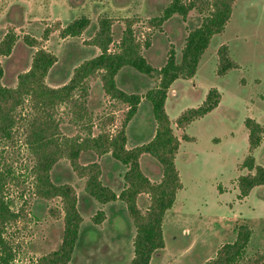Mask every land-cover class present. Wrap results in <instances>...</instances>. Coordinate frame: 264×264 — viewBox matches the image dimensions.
<instances>
[{
  "label": "rangeland",
  "instance_id": "374dc122",
  "mask_svg": "<svg viewBox=\"0 0 264 264\" xmlns=\"http://www.w3.org/2000/svg\"><path fill=\"white\" fill-rule=\"evenodd\" d=\"M171 1L0 0V43L9 31L17 35L11 53L0 59L4 69L1 81L5 86H16L19 74L31 68L36 51L44 48L57 56L46 83L52 87L66 84L78 65L101 53L90 41L102 18L114 21L111 51L117 48L128 25L125 19L129 18L141 52L152 66L162 67L172 48L180 60L188 34L201 24L208 10L201 11L199 7L206 3L198 0L199 7L186 18L174 15L159 24V17ZM81 17L91 22L81 35H62V29ZM26 35L35 38L37 44L29 45ZM222 45L227 46L234 65L225 75L218 72ZM116 82L125 92L143 95L156 85L155 80L131 67H124ZM213 88L221 95L218 107L186 128H178V116L187 108L199 106ZM86 105L92 111L93 135L104 130L119 131L129 109L128 104L106 94L100 77L90 81ZM166 106L174 131L181 138L176 163L183 189L165 217V247L153 254L150 264H203L221 245L235 240V226L242 223L253 229L246 255L260 254L264 264V185L255 186L242 199L238 186L240 176L254 172L242 166L249 154L264 166V137L261 145L251 151L246 126L248 118L264 126V0H235L225 30L212 38L195 76L173 83ZM58 118L64 135L81 139L87 134L83 121L74 117L70 103L60 105ZM155 130L151 104L144 98L127 123V146L132 148L149 141ZM183 134L193 136L194 141L183 140ZM0 155L19 175L11 182L8 195L14 208L22 209L26 216L10 228L9 235L19 245L17 264H27L61 244L64 232L61 201L35 194L32 159L23 136L14 145H0ZM79 159L82 164L99 162L103 183L116 193L121 192L126 167L111 153L100 156L87 151ZM140 163L152 182L161 181L163 169L157 159L144 154ZM51 179L75 188L83 217L79 241L68 264H130L136 230L126 203L119 199L109 203L94 199L85 189L86 178L78 176L66 158L54 165ZM138 205L146 210L150 196L141 194ZM99 211L105 213V218L96 223Z\"/></svg>",
  "mask_w": 264,
  "mask_h": 264
},
{
  "label": "trees",
  "instance_id": "16d2710c",
  "mask_svg": "<svg viewBox=\"0 0 264 264\" xmlns=\"http://www.w3.org/2000/svg\"><path fill=\"white\" fill-rule=\"evenodd\" d=\"M206 3L199 7L198 0H172L159 17L161 24L174 15L186 18L191 10L198 8L208 10L201 24L190 31L178 60L174 48L170 49L166 63L156 68L152 66L141 52V44L134 35L132 19L122 35L117 48L110 50L113 42L110 18L99 20V29L90 41L101 53L78 65L70 80L60 86L52 87L46 83L51 67L57 62V56L39 48L31 68L18 76L16 86L9 87L2 83L4 74L0 62V145H14L20 136L29 149L35 194L44 199L59 198L63 212L64 232L61 244L43 256L32 259L27 264H68L73 257L80 237L83 217L78 209V195L69 183L56 184L51 179V170L63 158L70 161L78 176L86 178L85 189L90 196L101 203L122 200L135 226L133 239L134 256L130 264H150L153 254L165 247L163 225L166 214L183 189V182L177 168V156L181 146L173 128V121L167 111L168 93L173 83L179 79L195 76L199 62L211 44L212 38L225 30L231 18L235 0H202ZM85 17L73 19L64 29V36H79L90 25ZM157 23V22H156ZM25 41L35 46L37 40L26 35ZM17 41V35L9 31L0 43V59L11 53ZM220 62L218 72L225 75L232 66L227 53V46L219 48ZM124 67H131L141 74L156 81V85L145 95L128 93L120 89L116 76ZM100 77L106 94L128 104L127 117L116 133L105 130L93 135L92 111L86 105L90 81ZM146 98L152 108L156 123L155 134L149 141L132 148L127 146V123L135 116L141 101ZM221 95L216 88L209 90L204 101L197 107L185 109L177 118L176 125L184 129L192 122L215 110ZM70 103L72 112L87 134L80 137H68L60 129L58 108ZM86 120V121H84ZM249 129V148H258L264 137V126L252 118L246 120ZM185 141H194L191 135L183 134ZM93 151L102 156L111 153L115 159L126 167L125 185L120 193L105 185L101 179L102 167L99 162L82 164L83 152ZM149 154L162 165L163 176L160 182H152L141 168L140 158ZM244 168L253 173L242 175L238 179L239 199L248 196L255 186L264 185V166L257 164L252 154L242 163ZM16 170L10 167L5 156L0 155V264H17L19 245L9 235L10 228L26 215L22 209L16 210L8 195L11 182L18 179ZM150 196V205L143 210L138 205L141 194ZM105 213L99 211L95 222L101 223ZM236 238L233 242L221 245L216 254L203 264H262V255L248 257L246 250L251 240L253 229L247 223L235 226Z\"/></svg>",
  "mask_w": 264,
  "mask_h": 264
}]
</instances>
